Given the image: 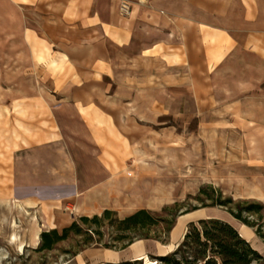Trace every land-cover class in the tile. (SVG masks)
<instances>
[{
  "label": "rangeland",
  "instance_id": "374dc122",
  "mask_svg": "<svg viewBox=\"0 0 264 264\" xmlns=\"http://www.w3.org/2000/svg\"><path fill=\"white\" fill-rule=\"evenodd\" d=\"M127 1L131 6L140 0ZM21 2L0 0V264H161L155 256L173 251L190 222L210 217L230 222L264 255V240L254 229L225 209L208 206L210 201L200 192L204 189L210 193L212 187L224 198L264 204V86L231 98L216 100L211 95L210 100L200 101L199 85H183L179 79L168 83L161 62L153 66L159 75L156 85L142 86L144 97L153 86L158 99L145 98L127 105L143 109L137 122L126 129L120 126L123 118L110 120L96 113L99 148L90 155L106 161L113 174L105 199L83 208H75V203L69 201L56 207L43 204L39 212L13 213L15 164L25 160L31 164L32 149L25 147L39 142L55 126L39 95L52 91L45 76L55 73V69L41 67L45 58L41 42L30 31L28 10ZM139 67L143 70L139 72H147L152 66L145 63ZM120 105L117 102L104 106L119 109ZM97 107L100 106L92 109L98 112ZM103 128L106 133L100 132ZM68 151V156L78 160L87 156L81 148ZM54 152L43 154V159H53ZM34 168L36 172L40 170L37 165ZM173 205L179 216L164 243L141 239L123 249L105 248L94 243L96 236L93 241L86 240L87 226L79 220L81 216L100 215L105 209L116 212L113 221L140 209L159 212ZM186 210L190 212L181 215ZM260 214L264 216V209ZM73 222L80 224V233L70 231L51 249L40 248L42 232L55 229L61 234ZM110 225L107 220L97 227L103 233L102 243L111 242L116 235ZM19 240L28 243L21 242L23 247L19 249Z\"/></svg>",
  "mask_w": 264,
  "mask_h": 264
},
{
  "label": "crops",
  "instance_id": "0c3cea01",
  "mask_svg": "<svg viewBox=\"0 0 264 264\" xmlns=\"http://www.w3.org/2000/svg\"><path fill=\"white\" fill-rule=\"evenodd\" d=\"M122 1L21 2L30 31L41 42V67L55 69L45 76L52 91L39 94L55 126L25 147L32 149L31 164H15L13 213L39 212L43 204L56 207L69 201L83 208L105 199L113 174L105 160L90 155L99 148L96 113L123 118L120 126L126 129L137 122L143 109L127 105L158 99L153 86L147 97L142 88L156 85L155 62H161L168 83L179 79L183 85H199L200 101L264 86V0H140L128 14L120 11ZM145 63L152 67L141 72ZM117 102L119 109L104 106ZM97 104L98 112L92 109ZM75 147L87 151L86 158L68 156L65 151ZM50 150L53 159L44 160Z\"/></svg>",
  "mask_w": 264,
  "mask_h": 264
},
{
  "label": "trees",
  "instance_id": "16d2710c",
  "mask_svg": "<svg viewBox=\"0 0 264 264\" xmlns=\"http://www.w3.org/2000/svg\"><path fill=\"white\" fill-rule=\"evenodd\" d=\"M209 191L210 193H206L204 189L200 190L201 195H205L210 201L208 206L225 209L234 219L254 229V233L264 240V222H261L264 216L260 214L264 204L255 201H235L231 197L224 198L221 191L212 187H209ZM188 212L190 210H186L181 215ZM114 216L116 212L109 209H105L100 215L81 216L80 222L88 229L86 240L93 241V236H96L98 238L94 243L117 250L141 239H155L164 243L179 214L176 205H173L164 206L159 212L140 209L124 218H116L112 221ZM252 216L256 218H251ZM107 220L111 222L110 227L114 229L116 235L111 238V242L102 243L103 233L97 227H101ZM152 229H155V234L151 236ZM70 231H74L75 234L80 233V224L73 222L69 227L63 228L61 234L55 229L42 232L40 248L51 249L56 242L65 239ZM155 258L161 264H264V255L256 250L230 222L217 217L190 222L178 246L173 251Z\"/></svg>",
  "mask_w": 264,
  "mask_h": 264
},
{
  "label": "built area",
  "instance_id": "2783aa9c",
  "mask_svg": "<svg viewBox=\"0 0 264 264\" xmlns=\"http://www.w3.org/2000/svg\"><path fill=\"white\" fill-rule=\"evenodd\" d=\"M130 9H131V6L130 4L128 3L127 0H123L121 2V5H120V11L123 13V14H128L130 12Z\"/></svg>",
  "mask_w": 264,
  "mask_h": 264
},
{
  "label": "bare ground",
  "instance_id": "6f19581e",
  "mask_svg": "<svg viewBox=\"0 0 264 264\" xmlns=\"http://www.w3.org/2000/svg\"><path fill=\"white\" fill-rule=\"evenodd\" d=\"M2 219H3V218H2ZM22 247H23V244L21 243V244L19 245V249H22ZM142 256H144V255H142ZM142 256H140L141 259L143 258Z\"/></svg>",
  "mask_w": 264,
  "mask_h": 264
},
{
  "label": "water",
  "instance_id": "95a60500",
  "mask_svg": "<svg viewBox=\"0 0 264 264\" xmlns=\"http://www.w3.org/2000/svg\"><path fill=\"white\" fill-rule=\"evenodd\" d=\"M201 219H203V218H201ZM239 231V230H238ZM240 233V232H239ZM241 234V233H240ZM242 235V234H241ZM243 236V235H242ZM244 237V236H243Z\"/></svg>",
  "mask_w": 264,
  "mask_h": 264
}]
</instances>
